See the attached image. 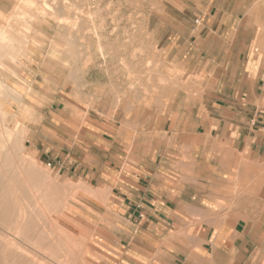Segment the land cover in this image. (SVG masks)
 I'll return each instance as SVG.
<instances>
[{
    "label": "crops",
    "instance_id": "crops-1",
    "mask_svg": "<svg viewBox=\"0 0 264 264\" xmlns=\"http://www.w3.org/2000/svg\"><path fill=\"white\" fill-rule=\"evenodd\" d=\"M163 51L176 74L153 111L76 135L108 157L91 177L110 187L120 264L153 253L157 264H264V40L255 15L239 0H208ZM22 67L35 79L34 62ZM65 125L50 139L68 144Z\"/></svg>",
    "mask_w": 264,
    "mask_h": 264
},
{
    "label": "rangeland",
    "instance_id": "rangeland-1",
    "mask_svg": "<svg viewBox=\"0 0 264 264\" xmlns=\"http://www.w3.org/2000/svg\"><path fill=\"white\" fill-rule=\"evenodd\" d=\"M239 1L255 15L256 34L264 40V0ZM207 2L0 0V34L7 37L0 39V143L19 136L13 158H31L34 172L65 202L53 216L79 247L83 264H120L125 258L116 249L119 220L108 205L110 187L91 177L97 159L108 157L77 141L78 130H107L153 111L176 74L163 51L167 35L189 16L194 21ZM28 59L35 79L21 71ZM61 123L68 144L50 139L60 135ZM51 144L49 157L42 154ZM62 153H69L63 164ZM31 251L45 262L63 263L62 257ZM156 254L135 263L157 264Z\"/></svg>",
    "mask_w": 264,
    "mask_h": 264
},
{
    "label": "bare ground",
    "instance_id": "bare-ground-1",
    "mask_svg": "<svg viewBox=\"0 0 264 264\" xmlns=\"http://www.w3.org/2000/svg\"><path fill=\"white\" fill-rule=\"evenodd\" d=\"M6 38L0 34L2 41ZM19 139L0 143V264H53L32 249L62 257V264H83L79 247L53 216L62 212L65 202L51 183L34 172L31 158H13Z\"/></svg>",
    "mask_w": 264,
    "mask_h": 264
},
{
    "label": "built area",
    "instance_id": "built-area-1",
    "mask_svg": "<svg viewBox=\"0 0 264 264\" xmlns=\"http://www.w3.org/2000/svg\"><path fill=\"white\" fill-rule=\"evenodd\" d=\"M197 21V20H196Z\"/></svg>",
    "mask_w": 264,
    "mask_h": 264
}]
</instances>
